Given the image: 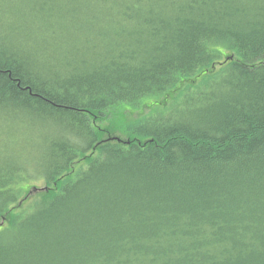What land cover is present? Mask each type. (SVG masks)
Segmentation results:
<instances>
[{
    "label": "trees",
    "instance_id": "trees-1",
    "mask_svg": "<svg viewBox=\"0 0 264 264\" xmlns=\"http://www.w3.org/2000/svg\"><path fill=\"white\" fill-rule=\"evenodd\" d=\"M0 130V264H264V0H0Z\"/></svg>",
    "mask_w": 264,
    "mask_h": 264
},
{
    "label": "rangeland",
    "instance_id": "rangeland-1",
    "mask_svg": "<svg viewBox=\"0 0 264 264\" xmlns=\"http://www.w3.org/2000/svg\"><path fill=\"white\" fill-rule=\"evenodd\" d=\"M217 71V70H216ZM189 85V82H187V83H184L182 86H181V88L182 89H184V88H186L187 86ZM177 101H180V94L179 95H177L176 96V98H172L171 100H168V102L167 103H163V107H164V110H163V114H167V113H169L171 110H173L174 109V107H173V105H172V107L170 108V104L171 103H176ZM170 108V109H169ZM151 112V110H149V109H145L144 110V112H140L141 114H139V113H136V114H131V113H129V112H124V111H122V112H119L117 115H116V117L115 118H111L112 119V121L113 122H115V121H120L121 122V125H123V124H125L126 122H131V121H134L135 119H137V118H140V117H144L145 115H147V114H149ZM109 123V122H108ZM109 124H107V123H104V125L103 126H108ZM113 132V134L115 135V136H119V137H122V138H125L124 137V135H123V133H121L120 131H118V130H115V132L114 131H112ZM3 150V149H2ZM34 185H36V186H34V187H37V188H44L46 185L43 183V182H37V183H35ZM41 192H44V190H42ZM41 192H39V193H41ZM39 193H30L29 195H30V197H31V199H30V201L29 202H27L26 204H24V207H29V206H31V204L32 203H34L36 200H37V194H39ZM3 221H0V224H3L2 223Z\"/></svg>",
    "mask_w": 264,
    "mask_h": 264
},
{
    "label": "bare ground",
    "instance_id": "bare-ground-1",
    "mask_svg": "<svg viewBox=\"0 0 264 264\" xmlns=\"http://www.w3.org/2000/svg\"><path fill=\"white\" fill-rule=\"evenodd\" d=\"M151 90L154 91L153 93H157V91H158V92L160 91V88H152ZM151 94H152V93H151ZM113 107H114V106H113ZM113 107H112V108H113ZM112 108H111V109H112ZM121 109H122V107H121V106H118V107H116L114 110H112V111L109 113V115H108L109 118H108V120L105 122V123H107V124H109V125L106 126V127L112 128V127H113V124H115V125H119L118 120L115 121V122H113L111 118H115L116 115H117L119 112H121ZM179 118H180V115H179V114L173 113V114L170 115V112H169L168 114H163V115H161V116H156V117L150 119L151 124H150L149 126H151V125H153V124L164 123L165 120H167V121L179 120ZM153 120H155V122H152ZM108 122H109V123H108ZM103 125H104V124H103ZM144 126H147V124H144L143 127H144ZM149 126L147 127L148 129H149ZM112 129H114V127H113ZM0 134H1V130H0ZM114 139L120 141L119 137H116V138H114ZM30 144H31L32 148L34 149V147H35L36 145H37V147H38V145H39V141H38L37 139H36V140L31 139V140H30ZM35 188H37V187H34V189H35ZM39 189H44V191L47 190V189H45V187H44V188H39ZM31 192H33V189H32ZM31 192H30V193H31ZM39 192H41V191H39ZM39 192H33V193L35 194V193H39ZM33 193H32V194H33ZM28 197H30V195L27 196L25 199L27 200ZM25 199H24L23 201H25ZM22 203H23V202H22ZM22 203H21V204H22ZM4 239H7V238H4Z\"/></svg>",
    "mask_w": 264,
    "mask_h": 264
},
{
    "label": "water",
    "instance_id": "water-1",
    "mask_svg": "<svg viewBox=\"0 0 264 264\" xmlns=\"http://www.w3.org/2000/svg\"><path fill=\"white\" fill-rule=\"evenodd\" d=\"M42 190H44V189L35 188V189L33 190V192H39V191H42ZM33 192H31V193H33Z\"/></svg>",
    "mask_w": 264,
    "mask_h": 264
}]
</instances>
